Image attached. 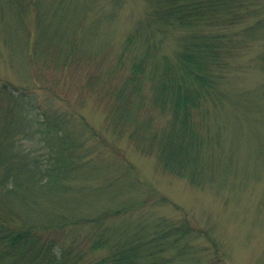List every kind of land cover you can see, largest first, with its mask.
I'll list each match as a JSON object with an SVG mask.
<instances>
[{"label":"trees","instance_id":"trees-1","mask_svg":"<svg viewBox=\"0 0 264 264\" xmlns=\"http://www.w3.org/2000/svg\"><path fill=\"white\" fill-rule=\"evenodd\" d=\"M126 1L0 0V37L24 79L20 87L0 80V264H225L209 231L186 221L109 225L143 202L80 215L94 189L75 183L98 147L125 139L162 173L203 187L233 122L259 137L264 155V84L235 93L226 83L257 46L252 62L264 72V0H143V17L110 57L111 44L90 37ZM89 100L103 114L101 132L79 114ZM87 226L95 233L78 240ZM202 236L214 258L192 245ZM97 251L104 255L90 260Z\"/></svg>","mask_w":264,"mask_h":264},{"label":"rangeland","instance_id":"rangeland-1","mask_svg":"<svg viewBox=\"0 0 264 264\" xmlns=\"http://www.w3.org/2000/svg\"><path fill=\"white\" fill-rule=\"evenodd\" d=\"M145 7L143 0H127L113 22L101 26L90 38L101 45L109 42L113 49L110 57H114L129 30L143 17ZM5 30L4 37L10 32L8 26ZM173 41L170 36L165 46L167 52L174 47ZM260 50L257 46L233 64L226 83L235 93L252 92L264 84V72L252 62ZM8 54L0 37V80L20 87L24 80L23 73L18 72L22 63L15 55L10 65ZM71 97L75 101L76 93ZM38 101H45L43 92H38ZM78 111L92 128L102 131L103 114L90 100ZM247 120L250 123V119ZM232 124L233 130L224 132L221 162L214 166L217 172L203 187H194L186 180L162 173L156 168L153 157L136 152L125 139L105 149L98 147L88 158L86 173H82L85 178L80 177L75 183L76 187L94 189L80 199L78 213L95 216L104 207L143 202L137 210L127 212L109 225L133 227L138 221L160 219L186 221L194 229L209 231L225 264H264V155H259V150L255 149L258 136L250 137L244 130L237 131L238 122ZM261 137L264 141V135ZM93 144L90 141L88 146ZM30 150L33 155L42 153L35 146ZM108 182L114 183L109 187ZM161 197L167 201L162 205L158 204ZM81 229L76 232L80 241L89 240L95 233L94 227ZM192 245L207 260L214 258L212 242L203 236ZM103 255L104 251H97L88 258L94 260Z\"/></svg>","mask_w":264,"mask_h":264}]
</instances>
